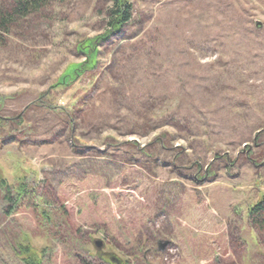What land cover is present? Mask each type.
<instances>
[{
    "label": "rangeland",
    "instance_id": "374dc122",
    "mask_svg": "<svg viewBox=\"0 0 264 264\" xmlns=\"http://www.w3.org/2000/svg\"><path fill=\"white\" fill-rule=\"evenodd\" d=\"M133 1L96 67L60 86L109 0H59L2 33L0 174L30 192L9 216L0 193V264H19L5 237L20 231L44 264L260 263L264 0Z\"/></svg>",
    "mask_w": 264,
    "mask_h": 264
},
{
    "label": "trees",
    "instance_id": "16d2710c",
    "mask_svg": "<svg viewBox=\"0 0 264 264\" xmlns=\"http://www.w3.org/2000/svg\"><path fill=\"white\" fill-rule=\"evenodd\" d=\"M59 0H0V40L2 33L8 36L18 28L20 21L25 20L31 15H37L51 3ZM109 5L105 9L107 17V27L104 34L97 37L83 40L76 46L77 50L86 56V61L73 65L69 68L67 73L62 77L61 81L56 86L71 83L72 79L77 78L84 71L93 70L97 64V55L99 53L98 43L100 40H105L112 36L114 32L123 29L126 24L132 22L134 1L133 0H109ZM71 118L74 119V112H71ZM1 120V118H0ZM30 189L27 187L24 180H21L17 185H11L7 179L0 174V193L1 199L8 203L7 209L4 210L5 216H9L17 211L22 206V201L26 193ZM33 192V191H32ZM34 193V192H33ZM47 203V202H45ZM35 205L36 210L40 213L42 223L47 224V233L56 238L59 234L60 224L49 210L45 207ZM248 218L250 224L257 229L256 245L260 250L259 264H264V199L255 205L249 207ZM51 223V224H50ZM50 224V225H49ZM11 237V238H10ZM6 246L13 253L14 258L19 264H44L43 256L48 252L45 248L41 252L36 251L31 245L28 235L25 231H20L5 237ZM73 246L74 242L71 241ZM146 246V245H143ZM51 248V247H48ZM140 254V253H139ZM90 257V258H89ZM120 259L99 258L96 255L88 254V258L84 264H118ZM128 262V263H127ZM120 264H129V261ZM8 264V263H5ZM143 264V263H142Z\"/></svg>",
    "mask_w": 264,
    "mask_h": 264
},
{
    "label": "water",
    "instance_id": "95a60500",
    "mask_svg": "<svg viewBox=\"0 0 264 264\" xmlns=\"http://www.w3.org/2000/svg\"><path fill=\"white\" fill-rule=\"evenodd\" d=\"M96 244H97L98 247H101V246H102V241H97ZM166 244H167V243H165V245H166ZM162 246H163V245H162Z\"/></svg>",
    "mask_w": 264,
    "mask_h": 264
},
{
    "label": "flooded vegetation",
    "instance_id": "af4514ba",
    "mask_svg": "<svg viewBox=\"0 0 264 264\" xmlns=\"http://www.w3.org/2000/svg\"><path fill=\"white\" fill-rule=\"evenodd\" d=\"M263 199H264V197H263Z\"/></svg>",
    "mask_w": 264,
    "mask_h": 264
}]
</instances>
